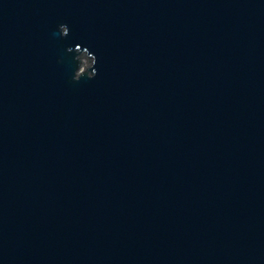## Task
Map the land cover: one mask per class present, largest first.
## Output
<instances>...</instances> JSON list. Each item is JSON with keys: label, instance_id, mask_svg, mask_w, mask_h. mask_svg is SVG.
<instances>
[{"label": "water", "instance_id": "obj_1", "mask_svg": "<svg viewBox=\"0 0 264 264\" xmlns=\"http://www.w3.org/2000/svg\"><path fill=\"white\" fill-rule=\"evenodd\" d=\"M0 264H264V0H0Z\"/></svg>", "mask_w": 264, "mask_h": 264}, {"label": "clouds", "instance_id": "obj_2", "mask_svg": "<svg viewBox=\"0 0 264 264\" xmlns=\"http://www.w3.org/2000/svg\"><path fill=\"white\" fill-rule=\"evenodd\" d=\"M58 34L61 37H67L70 34V28L66 24H60ZM68 51L75 53L74 59L77 62V68L72 76L74 82H79L82 79H94L98 75V68L96 67L98 59L90 49L77 44L75 48H69Z\"/></svg>", "mask_w": 264, "mask_h": 264}]
</instances>
